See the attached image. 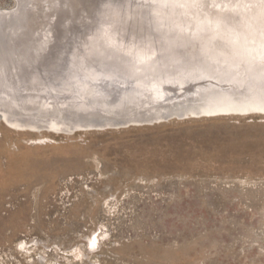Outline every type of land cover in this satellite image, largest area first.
<instances>
[{
    "label": "rangeland",
    "instance_id": "1",
    "mask_svg": "<svg viewBox=\"0 0 264 264\" xmlns=\"http://www.w3.org/2000/svg\"><path fill=\"white\" fill-rule=\"evenodd\" d=\"M0 264H264V116L0 122Z\"/></svg>",
    "mask_w": 264,
    "mask_h": 264
},
{
    "label": "bare ground",
    "instance_id": "2",
    "mask_svg": "<svg viewBox=\"0 0 264 264\" xmlns=\"http://www.w3.org/2000/svg\"><path fill=\"white\" fill-rule=\"evenodd\" d=\"M85 1L16 0L10 16L0 12V122L69 131L147 118L138 112L174 101L264 113V64L251 43L262 0ZM232 39L251 55L234 56Z\"/></svg>",
    "mask_w": 264,
    "mask_h": 264
},
{
    "label": "water",
    "instance_id": "3",
    "mask_svg": "<svg viewBox=\"0 0 264 264\" xmlns=\"http://www.w3.org/2000/svg\"><path fill=\"white\" fill-rule=\"evenodd\" d=\"M11 4L8 6H0V12L9 13V16L13 13V9H15L17 2L16 0H10ZM101 0H88L83 3L85 5L86 3H90V8H97ZM133 2V1H132ZM90 10H85L84 13L79 14L81 21L85 22L84 18H86V15H89ZM90 17V16H89ZM136 29V28H134ZM76 30H79V28L76 25ZM128 31H130L128 29ZM85 33H82V35ZM60 33L58 31L57 38H59ZM61 42L59 43V45ZM172 90L174 88H171ZM185 103H182V101H174L172 103H160L158 106H156L155 110H141L138 113L141 114V116H148L147 118H115L114 120L106 123L104 121H97L92 123H82L80 127L73 129L70 128L69 131L67 130H61V133H75L79 131H87V130H107V129H120V128H127L131 126H137V125H154V124H160L163 122H167L173 119L176 120H185V119H198V118H214V117H229V116H250V115H263V112L249 109L247 111H229V112H206L202 111L198 108H190L188 106L184 105ZM0 119H2V112L0 110ZM32 130L29 128H20V130ZM37 129L39 130H46V126H38ZM34 130V129H33ZM37 131V130H35Z\"/></svg>",
    "mask_w": 264,
    "mask_h": 264
},
{
    "label": "snow or ice",
    "instance_id": "4",
    "mask_svg": "<svg viewBox=\"0 0 264 264\" xmlns=\"http://www.w3.org/2000/svg\"><path fill=\"white\" fill-rule=\"evenodd\" d=\"M262 3H264V0H262ZM174 6H182V5H174ZM159 7L161 8H167L169 7L168 3H161L159 4ZM238 36V34H237ZM252 41L251 43L256 46L255 49L252 51H257V55L253 57L254 59H258L262 64H264V24H262V27L259 30H255L252 32ZM257 39L259 40V43L257 44ZM228 42L220 43L217 42V47H222L226 48ZM238 40L237 39H232L231 44L234 46L233 49V55L234 56H239V55H251V51H248L246 53H241L238 49L235 48L237 45Z\"/></svg>",
    "mask_w": 264,
    "mask_h": 264
}]
</instances>
